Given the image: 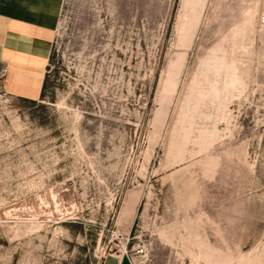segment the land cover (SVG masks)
Returning a JSON list of instances; mask_svg holds the SVG:
<instances>
[{"label":"rangeland","instance_id":"obj_1","mask_svg":"<svg viewBox=\"0 0 264 264\" xmlns=\"http://www.w3.org/2000/svg\"><path fill=\"white\" fill-rule=\"evenodd\" d=\"M260 0H61L35 103L0 88V264H264Z\"/></svg>","mask_w":264,"mask_h":264},{"label":"crops","instance_id":"obj_2","mask_svg":"<svg viewBox=\"0 0 264 264\" xmlns=\"http://www.w3.org/2000/svg\"><path fill=\"white\" fill-rule=\"evenodd\" d=\"M61 0H0V88L14 99H41ZM104 264H130L125 256Z\"/></svg>","mask_w":264,"mask_h":264},{"label":"built area","instance_id":"obj_3","mask_svg":"<svg viewBox=\"0 0 264 264\" xmlns=\"http://www.w3.org/2000/svg\"><path fill=\"white\" fill-rule=\"evenodd\" d=\"M259 25L260 27H264V0H261V8L259 15Z\"/></svg>","mask_w":264,"mask_h":264},{"label":"trees","instance_id":"obj_4","mask_svg":"<svg viewBox=\"0 0 264 264\" xmlns=\"http://www.w3.org/2000/svg\"><path fill=\"white\" fill-rule=\"evenodd\" d=\"M51 59V58H50ZM50 70V63H49V66H48V68H47V71H49ZM48 73V72H47ZM47 75H46V78H45V81H44V85H43V91H42V96H43V94H44V91H45V88H46V85H47ZM41 96V97H42ZM33 103H35V102H33Z\"/></svg>","mask_w":264,"mask_h":264},{"label":"bare ground","instance_id":"obj_5","mask_svg":"<svg viewBox=\"0 0 264 264\" xmlns=\"http://www.w3.org/2000/svg\"><path fill=\"white\" fill-rule=\"evenodd\" d=\"M258 7H259V14L257 16V20H258V24H259V15H260V8H261V0H260V3H258ZM262 28H264V27H262Z\"/></svg>","mask_w":264,"mask_h":264}]
</instances>
